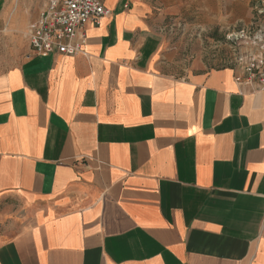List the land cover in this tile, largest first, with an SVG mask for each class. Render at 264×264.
<instances>
[{
	"label": "crops",
	"instance_id": "0c3cea01",
	"mask_svg": "<svg viewBox=\"0 0 264 264\" xmlns=\"http://www.w3.org/2000/svg\"><path fill=\"white\" fill-rule=\"evenodd\" d=\"M183 1L102 0L39 56L45 0H0V264H264V90L177 60Z\"/></svg>",
	"mask_w": 264,
	"mask_h": 264
},
{
	"label": "rangeland",
	"instance_id": "374dc122",
	"mask_svg": "<svg viewBox=\"0 0 264 264\" xmlns=\"http://www.w3.org/2000/svg\"><path fill=\"white\" fill-rule=\"evenodd\" d=\"M205 3L206 7L203 0H184L173 13L163 15L162 32L177 60L185 65L199 61L207 68L237 66L240 54L259 50V41H264V0Z\"/></svg>",
	"mask_w": 264,
	"mask_h": 264
},
{
	"label": "built area",
	"instance_id": "2783aa9c",
	"mask_svg": "<svg viewBox=\"0 0 264 264\" xmlns=\"http://www.w3.org/2000/svg\"><path fill=\"white\" fill-rule=\"evenodd\" d=\"M108 12L102 0H48L40 16L30 24L29 45L39 56L74 55L81 51L85 40L84 25L97 26ZM259 42L257 52L237 58L243 74L235 79L254 82L264 90V41Z\"/></svg>",
	"mask_w": 264,
	"mask_h": 264
}]
</instances>
